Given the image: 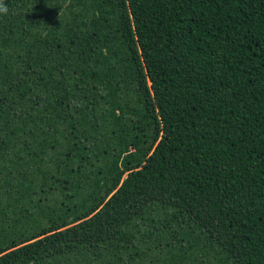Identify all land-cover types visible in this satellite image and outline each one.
<instances>
[{
  "label": "trees",
  "instance_id": "obj_1",
  "mask_svg": "<svg viewBox=\"0 0 264 264\" xmlns=\"http://www.w3.org/2000/svg\"><path fill=\"white\" fill-rule=\"evenodd\" d=\"M2 2L0 264H264V0Z\"/></svg>",
  "mask_w": 264,
  "mask_h": 264
},
{
  "label": "rangeland",
  "instance_id": "obj_2",
  "mask_svg": "<svg viewBox=\"0 0 264 264\" xmlns=\"http://www.w3.org/2000/svg\"><path fill=\"white\" fill-rule=\"evenodd\" d=\"M162 195H163V198H164V202L165 203H173L174 205H178V202L176 200H174L172 197H170V196L167 197L164 194H162Z\"/></svg>",
  "mask_w": 264,
  "mask_h": 264
},
{
  "label": "clouds",
  "instance_id": "obj_3",
  "mask_svg": "<svg viewBox=\"0 0 264 264\" xmlns=\"http://www.w3.org/2000/svg\"><path fill=\"white\" fill-rule=\"evenodd\" d=\"M8 13L7 7L3 4L2 0H0V14L6 15Z\"/></svg>",
  "mask_w": 264,
  "mask_h": 264
}]
</instances>
